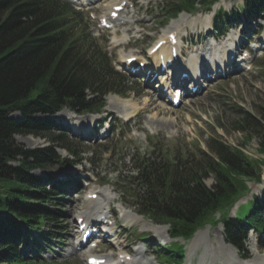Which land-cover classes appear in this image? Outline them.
Returning a JSON list of instances; mask_svg holds the SVG:
<instances>
[{"label": "trees", "instance_id": "16d2710c", "mask_svg": "<svg viewBox=\"0 0 264 264\" xmlns=\"http://www.w3.org/2000/svg\"><path fill=\"white\" fill-rule=\"evenodd\" d=\"M216 1L172 0L161 9L167 21L183 11L210 10ZM243 8L248 18L264 17V0H245ZM236 16L220 11L215 18L217 32L223 33ZM128 81L99 48L81 12L67 2L0 0V192L5 194L0 196V212L7 214L0 217V264H45L25 260L21 244L27 240L39 250L50 246L58 233L54 228L65 221V205L59 199L69 184L32 171L82 161L81 142L67 138L66 127L56 132L58 123L41 116L63 108L80 114L102 112L106 95H126L131 89ZM236 110V130L245 134L240 146L257 136L258 150L264 155V109L259 120L240 107ZM15 135L46 138L51 145L21 148ZM206 146L172 152H157L154 147L144 154H131L130 169L125 173L121 169L126 165L121 164L115 183L140 213L156 223L169 224L172 238L188 240L200 227L220 221L226 240L245 257L251 229L264 247L261 199L254 196L244 216L229 213L248 190L246 180L261 181L264 158L253 159L215 135ZM57 148L66 149L73 158L61 157ZM210 175L216 181L212 187L205 182ZM75 179L71 181L77 183ZM34 227L42 243L33 236ZM183 247L175 242L156 251L167 263L179 264Z\"/></svg>", "mask_w": 264, "mask_h": 264}, {"label": "rangeland", "instance_id": "374dc122", "mask_svg": "<svg viewBox=\"0 0 264 264\" xmlns=\"http://www.w3.org/2000/svg\"><path fill=\"white\" fill-rule=\"evenodd\" d=\"M165 1L167 0H153L149 2L148 0H139L138 6L141 8L139 10V19L143 20V22L134 24L131 28L129 35L132 37L126 48L115 47L114 44H112V41L116 39L113 37L112 32L98 31L97 20L95 21L89 15V12H93L104 4L103 0L92 4L94 8L90 9L88 12L86 7L84 12L87 13L89 17V19H87L89 22V31L94 36H101L108 40V49L112 53V58L117 63V66H120L123 52L128 53L131 51H138L144 53L171 24L175 23L177 19H180L182 16L189 15L187 13H181L177 18L167 21L165 25L161 24L162 22H165V18L156 10V6ZM225 3L227 4V9L234 10V12L239 14L242 13L245 16L242 8L244 0H234L232 4H229L228 2L221 4L223 5ZM221 4H218L217 7L215 6L213 9L216 10ZM81 8L84 10L85 7ZM198 13L203 14L206 12L199 11ZM209 14H212V12ZM237 21L238 20H235L234 24H237L238 26L239 22ZM248 23H250V28L257 27L259 24V22H256L255 25L253 21ZM234 28L232 30L229 29L226 36L229 34L238 36L239 30ZM180 30L184 33V45L186 48L189 47L187 48L189 52L191 50L208 48L211 43H219L224 39L223 37L215 40L214 37L216 33H211L210 25L204 27L199 23H197L196 26L190 24L186 27H182ZM262 67H264V52L260 59L255 60L254 68L251 71L246 72L242 69H238L234 70L233 74L227 75L226 77H220L213 82L209 89H205L201 93L185 99L178 108L171 107V105L165 101L164 108L162 106L154 107L158 104L162 105L163 98H157L152 89L147 85L141 84L140 87L136 86L138 89L134 90V92L132 90L129 91L127 98L131 100L130 102L132 103L140 104H138L139 107L132 113V118L125 126L126 130L131 129L127 134V138L130 139L132 137L133 143L130 145L131 147L125 144H119L118 147L115 148L112 158H109V153L103 152V147H100V144H103V142L108 144L107 139H102L99 137V134L97 136L94 131H89L87 129V126H90L92 130L93 127L98 125V120L104 117L113 124L117 123L118 120L126 123L124 121V114L118 112L116 105L110 106L111 98L109 99L107 96V103L104 112L100 115H78L73 111L70 112V110L68 111V109H65V111L59 115L56 114L51 116L50 118L54 120L56 119L58 123H63L66 120L69 121L70 128L67 138H70V140L81 141L82 149L85 152L84 158L93 161L94 165L87 162V160H83V165L68 167L58 165L48 169L50 174L61 177L64 180H67L71 175L78 174L79 177H81V184L79 186L76 184L73 185V188L67 191L66 199H60L61 201H64L63 204H65L66 209L64 212L66 220L63 223L61 234L59 235L60 238L58 239L59 241L54 242L51 245V248L44 250L42 252V257L36 258L38 257L36 256L35 258L39 261H55L46 264H86L85 259L81 254L69 253L73 250L72 242L75 239V226L73 225L74 217L77 214V206L82 204L85 196L84 193L88 188L91 189V191L97 190V188H99L98 190L105 188L101 187V185L99 187L96 185L100 180H105L107 177L113 184L116 176V173L114 172L121 164L125 163V172L130 169V166H127L129 163L128 160H125L124 158L130 154V148L138 145L140 148L145 149L147 147H152L153 142L155 143L158 141L166 152L167 150L191 151L195 150L197 144L202 148H205L206 141L212 135L220 137L223 141L233 146L242 145L245 134L236 130V121L238 117L236 108H242L258 120L261 118V111L264 109V69ZM130 78L131 82H135L136 78L131 76ZM132 84L133 86L135 85L134 83H131L130 85ZM148 94L149 98L152 99L151 102H154V105L149 106V103L143 106L141 103L143 99L148 98ZM139 112L140 114L137 116V113ZM17 115L19 114H13V116ZM76 122L78 124H75ZM78 126L81 127L76 128ZM105 127L107 128L108 125H105ZM59 130L61 129L57 128L56 132H59ZM14 138L17 145L25 149H33L50 144L49 141L44 138H36L29 135H16ZM259 141L260 138L256 136L245 146V151L253 158L263 157L258 150ZM109 146H112V144ZM58 153L61 157H68L71 159V154H69L67 150L58 148ZM11 163L17 165L16 162ZM34 172L37 174H46L40 169L35 170ZM108 173H110L109 176L106 175ZM260 177L262 179L261 182L247 180L250 190L245 193L232 208L231 215H235L237 211L239 216H244L252 206V203L250 201L248 202V200H250L254 194L261 198L264 197V168L260 173ZM205 182L208 187H212L216 181L213 175H210L205 179ZM109 187H111L110 190L113 188V186L110 185ZM4 195L5 194L0 192V196ZM111 196L112 198H116V201L112 206L118 211L117 216L119 225H117V229L122 232L124 243L127 244L129 248H135L138 244L143 246L148 251L147 259L151 258L154 264H164V262L161 261V263L159 259H156L155 255H153L152 247L147 244L146 246L140 239L142 235L147 234L151 237L153 234H156L152 231V227L148 226L147 222L149 221L144 219L145 221L136 223L134 226L130 225L128 220L124 218L121 219L120 215V210L122 209L120 201L122 199L129 200V197H121L117 193H111ZM129 202H131V200ZM127 205L130 206L129 208L131 210H136L131 203ZM238 205H240V207L237 210ZM221 226L223 227L221 223L213 226L207 224L201 229L204 230L205 235L209 236L210 244H219L221 248L223 247L221 251L218 249L219 255L217 256V259H210L212 263L207 261V264H242V259L236 255L238 253H235L226 243L223 245L221 238L224 237V230H221ZM163 230L164 232L158 234L155 238L151 237L154 238V240L150 242L152 246L169 245L173 241H176L168 235L167 226H165ZM177 240L179 242L182 241L181 239ZM189 242L190 241H188L187 244ZM248 246L252 263L264 261V250L259 247L256 234L250 233ZM187 264H200V262H198V259L195 257L191 261H188L187 259Z\"/></svg>", "mask_w": 264, "mask_h": 264}, {"label": "bare ground", "instance_id": "6f19581e", "mask_svg": "<svg viewBox=\"0 0 264 264\" xmlns=\"http://www.w3.org/2000/svg\"><path fill=\"white\" fill-rule=\"evenodd\" d=\"M122 1L123 0H119V1L115 0V2H113V4L111 3L112 5L109 8L106 9L107 12H108V17H110L109 15H110V13L112 11V7L115 6V5H119ZM201 18H202V16L201 17L198 16V17H196L194 19H196V20L199 19V21H201ZM130 19H131V17L129 18V17H126V16H121L120 19L117 20L116 22L118 24H130V22H131ZM192 20H193V18L190 17L189 15L182 16L180 19H177V21L175 23L171 24L166 30H164V32L160 35L161 36L160 39H164V38L168 37V35L170 33H177V31L180 29V27H186V26L190 25L191 22H192ZM128 30H129V28H126V31H128ZM122 43H123V39L122 38H119L117 40V42H116L115 45H122ZM218 47H219V44L216 45V44L211 43L209 45V47H208V50H212V51L215 52V51L218 50ZM162 49H163L162 50L163 52H165L167 50L165 46ZM203 50H205L207 52V48H205V49H198L195 54H192L190 56V58L188 56V58H186V62H187L186 66H188L190 68L195 67L196 65L193 64L192 62H195L196 59L199 56H200L201 59H203V53H204ZM130 56H133V53H128L127 55L124 56V58L127 59V57H130ZM154 58L157 59V55H155ZM223 58H226V54L225 53H224V57ZM183 70L185 71V70H188V69L185 67V68H182V69L179 70V68L176 67V71L182 72ZM195 80H197L196 77H195ZM110 98L112 99L110 101V106L116 105V109L118 110V112H122L124 114V116L131 115V113H133L136 110V108L139 107L138 104H140V103H138V104L132 103V102H130L131 100H129V99H122V98L120 99L118 96L113 95V94L109 95V99ZM152 105H154V102H150V105L149 106H152ZM158 106H162L164 108V101H163L162 105L158 104V105H156L154 107H158ZM75 124H78V123L76 122ZM87 129L89 131H91V127L90 126H87ZM99 194H100V197L98 199L91 200L89 202V204H88V207L89 208L91 207V205L93 203L95 204L94 209H92L91 212L88 213V217L89 218L92 217L93 214H95V211H98V210H101V209H105V206H103V204H102L101 198H103V197L104 198H110L111 197L110 194H109V192L106 189L100 190ZM73 206H75V205H73ZM80 216H82V213L79 214V215H77V218L80 217ZM123 217L125 219L129 220V222H131V223H137L139 220H141L140 219L141 218L140 216H138V215H136V214H134V213H132V212H130L128 210H126L124 212ZM147 224H148V226H151L153 228V230L155 229L156 232H158V234H160V230H163V228H165L164 226H155V225H152L150 223H147ZM220 228L223 231V227L221 226ZM75 233H76V230H75ZM209 241H210L209 240V236L208 235H205L204 230H199L194 235V237L192 238V240L190 241V243L188 244V256L189 257H192V255L194 254V252L199 247H201L202 248V252L200 254V259H201V263L200 264H203L205 262L203 260L206 259V258H210L211 260L217 259V256L219 255L218 249H219V251H221L223 247L221 248L219 246V244H216L217 246L215 244H210ZM221 241H222L223 245L226 243L225 240H224V237L221 238ZM227 245L230 248H232L234 250V252H236V249L233 246H231L229 244H227ZM77 250L78 249L75 248V249L71 250L69 253H71V254H77L78 253ZM143 256H144V250L141 249V248H138L137 249V254L134 256V259L132 260L133 264H153L152 260H146V261H144ZM105 257L109 258L110 261H111V255L110 254L106 255ZM210 262L212 263V261H210ZM112 263L115 264L114 261H112ZM123 263L124 262H119L118 264H123ZM259 263L260 264H264V261H261ZM259 263H257V264H259ZM242 264H246V263H244L242 261ZM251 264H253V263H251Z\"/></svg>", "mask_w": 264, "mask_h": 264}]
</instances>
